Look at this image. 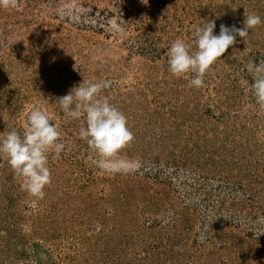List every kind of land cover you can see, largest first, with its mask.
Listing matches in <instances>:
<instances>
[{"label":"rangeland","instance_id":"rangeland-1","mask_svg":"<svg viewBox=\"0 0 264 264\" xmlns=\"http://www.w3.org/2000/svg\"><path fill=\"white\" fill-rule=\"evenodd\" d=\"M0 8V134L38 106L65 147L35 209L0 156V264H264V104L249 60L264 23L218 58L202 87L168 70L167 51L215 21L244 28L264 0H20ZM82 80L127 117L133 140L112 173L57 99ZM29 225L30 231L22 230Z\"/></svg>","mask_w":264,"mask_h":264},{"label":"clouds","instance_id":"clouds-1","mask_svg":"<svg viewBox=\"0 0 264 264\" xmlns=\"http://www.w3.org/2000/svg\"><path fill=\"white\" fill-rule=\"evenodd\" d=\"M0 8L19 10L21 3L20 0H0ZM262 23L259 15L250 14L245 17L244 28L221 25L218 35L214 34L215 21H208L202 27L195 26L192 30L195 51L193 45L183 39H177L169 46L166 57L169 72L177 78L190 74L189 86L202 87L205 74L235 43L236 36L244 38L249 30ZM245 70L253 77L250 92L257 103L264 104V62L249 60ZM110 83L82 80L57 101L67 116L82 120L84 126L78 135L97 154V165L114 164L115 167L104 170L127 173L134 170V162L122 158L121 150L133 140V133L124 113L103 95ZM64 147L52 117L38 106L25 114L23 134L15 129L0 134V156L7 158L14 175L20 178L21 191L33 198L27 207L35 209L45 198L44 189L52 179L49 156L59 157ZM21 227L25 232L30 231L29 225Z\"/></svg>","mask_w":264,"mask_h":264}]
</instances>
